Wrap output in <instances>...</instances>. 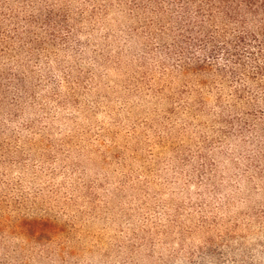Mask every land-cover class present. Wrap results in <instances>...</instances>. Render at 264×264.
I'll return each mask as SVG.
<instances>
[{"label": "rangeland", "instance_id": "obj_1", "mask_svg": "<svg viewBox=\"0 0 264 264\" xmlns=\"http://www.w3.org/2000/svg\"><path fill=\"white\" fill-rule=\"evenodd\" d=\"M192 28L173 0H0V264H200L260 239L264 76Z\"/></svg>", "mask_w": 264, "mask_h": 264}, {"label": "trees", "instance_id": "obj_2", "mask_svg": "<svg viewBox=\"0 0 264 264\" xmlns=\"http://www.w3.org/2000/svg\"><path fill=\"white\" fill-rule=\"evenodd\" d=\"M173 3L181 14L183 27L193 26L189 34L194 42L203 43V50H209L212 57L220 51L226 57L237 60L231 73H242L240 68L245 71V63L241 59L243 52H240L245 50L251 54L254 63L247 78L264 76V0H173ZM52 16V11H49L37 20L50 26L55 23ZM34 18L31 17L29 23L35 22ZM215 22H222L231 46L221 35L214 34ZM207 29L211 30L202 41L201 34ZM259 85L264 92V82ZM260 113L261 118L264 117V109ZM200 264H264V234L248 247H229L216 258L205 259Z\"/></svg>", "mask_w": 264, "mask_h": 264}]
</instances>
